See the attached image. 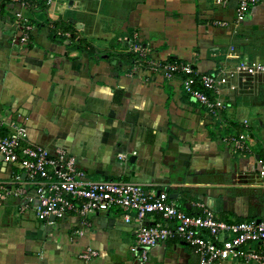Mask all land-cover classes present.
Returning <instances> with one entry per match:
<instances>
[{
	"label": "crops",
	"instance_id": "1",
	"mask_svg": "<svg viewBox=\"0 0 264 264\" xmlns=\"http://www.w3.org/2000/svg\"><path fill=\"white\" fill-rule=\"evenodd\" d=\"M237 2L223 7L215 0H51L31 11L33 5L0 0V117L25 126L30 144L63 147L88 179L166 193L186 214L200 213L201 203L225 222L264 220V187L257 177L264 137L246 116L251 105H261L258 85L264 78L230 80L221 89L228 107L215 118L184 94L180 79L154 67L173 58L205 74L239 59L263 58L264 0L235 25ZM111 6L124 13L112 35L105 25ZM43 10L46 19L39 18ZM17 14L32 27L27 44L20 42ZM220 21L227 25H215ZM64 26L73 33H64ZM79 39L96 52L75 49ZM243 133L247 151L223 142ZM17 189L23 194L15 196ZM32 193L25 171L0 155V264H141L138 224L125 223L124 212L40 220L31 206L23 207ZM143 222L165 221L151 214ZM146 254L142 264H198L178 238Z\"/></svg>",
	"mask_w": 264,
	"mask_h": 264
},
{
	"label": "built area",
	"instance_id": "2",
	"mask_svg": "<svg viewBox=\"0 0 264 264\" xmlns=\"http://www.w3.org/2000/svg\"><path fill=\"white\" fill-rule=\"evenodd\" d=\"M9 1L19 3L24 8L38 2L51 3V0ZM229 1L215 0V3L225 7ZM259 2L238 0L234 24L243 22L250 9ZM16 17L23 23L20 42L27 44L32 27L26 24L27 20L21 14ZM215 25L225 27L227 23L220 21ZM134 50L139 51L140 47L135 45ZM154 67L162 70L169 79H180L184 94L215 118L228 107L222 100L221 89L230 80L238 75H259L264 78V56L260 59H239L232 67H222L205 74L198 73L189 63L176 61ZM4 126L7 127L6 131L3 130ZM246 139L243 133L228 135L223 142L233 145L236 150L247 151ZM0 155L5 163L16 164L25 171L33 193L26 194L23 207L31 206L40 220L51 217L61 220L72 212L81 218L113 209L124 212L125 223L135 221L138 224L136 244L143 249L138 257L141 264L147 260V250L174 238L182 240L192 249L198 256V264H264V220L225 222L218 220L201 203L196 205L200 213L186 214L168 199L166 193L148 191L131 182L88 179L63 147L48 149L30 144L25 126L15 121L6 124L1 117ZM257 177L264 187V160L259 161ZM22 192L15 190V196ZM151 214L161 215L165 222L144 223L145 217ZM80 225L86 226L85 219L81 220ZM75 233L82 235L83 230H76ZM255 243L260 245L257 249L248 248ZM131 251L136 253V247H132Z\"/></svg>",
	"mask_w": 264,
	"mask_h": 264
},
{
	"label": "rangeland",
	"instance_id": "3",
	"mask_svg": "<svg viewBox=\"0 0 264 264\" xmlns=\"http://www.w3.org/2000/svg\"><path fill=\"white\" fill-rule=\"evenodd\" d=\"M56 2L58 0H55ZM83 1V0H81ZM112 8H107L105 9V12H109L110 13V16L109 18L110 19H107L105 20V25H107V27H110V35H112V31L113 32H117L118 29H120V25L121 24V21H122V16H123V12H119L121 9L118 8V7H115L113 8L114 6H111ZM48 11L50 13H52V6H49L48 8ZM28 18L30 19L31 22H34L35 23V17L32 15V14H29ZM39 18H47V13L45 10L43 11H40L39 13ZM112 19V20H111ZM115 29V30H114ZM119 32V31H118ZM117 35V33H115ZM114 34V36H115ZM120 34V33H118ZM113 44H117L116 43V39H115V42H112ZM252 48L253 45L251 44ZM252 51V50H250ZM258 93L260 95V100H261V105L259 106H250L249 109L246 111V116L249 117V122H251V124H253V131L256 132V134L260 137V138H263L264 137V127L262 125V123H264V84L263 83H259L258 85ZM259 114V115H257ZM246 117V118H247ZM262 122V123H261ZM262 125V126H261ZM255 126V128H254ZM258 126V128H257Z\"/></svg>",
	"mask_w": 264,
	"mask_h": 264
},
{
	"label": "trees",
	"instance_id": "4",
	"mask_svg": "<svg viewBox=\"0 0 264 264\" xmlns=\"http://www.w3.org/2000/svg\"><path fill=\"white\" fill-rule=\"evenodd\" d=\"M42 3L43 2H38L37 4H33L32 8H31V11H33V10L37 9L38 7H40L42 5ZM59 26L60 27L62 26L61 22H60ZM62 31L64 33H73V29L71 27L69 28V27H65L64 26V27H62ZM75 49L87 50L88 51V53H87L88 56L91 55V54H94L96 52L95 51L96 49H95L94 46H92L90 44H86L85 45V43L81 39H79V41H77V46L75 47ZM103 54H107V53H103ZM108 56H110V55H108ZM120 56H127L129 58L132 57V55L130 53H123V54H120ZM169 60H170V62L176 61V60H173V58H170Z\"/></svg>",
	"mask_w": 264,
	"mask_h": 264
},
{
	"label": "water",
	"instance_id": "5",
	"mask_svg": "<svg viewBox=\"0 0 264 264\" xmlns=\"http://www.w3.org/2000/svg\"><path fill=\"white\" fill-rule=\"evenodd\" d=\"M51 219L54 220L53 217H51Z\"/></svg>",
	"mask_w": 264,
	"mask_h": 264
}]
</instances>
